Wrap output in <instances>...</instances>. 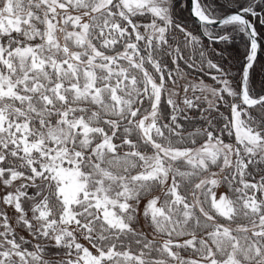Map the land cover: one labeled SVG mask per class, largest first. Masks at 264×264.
Returning <instances> with one entry per match:
<instances>
[{
	"label": "snow or ice",
	"instance_id": "snow-or-ice-1",
	"mask_svg": "<svg viewBox=\"0 0 264 264\" xmlns=\"http://www.w3.org/2000/svg\"><path fill=\"white\" fill-rule=\"evenodd\" d=\"M262 51L264 0H0V264H264Z\"/></svg>",
	"mask_w": 264,
	"mask_h": 264
},
{
	"label": "trees",
	"instance_id": "trees-1",
	"mask_svg": "<svg viewBox=\"0 0 264 264\" xmlns=\"http://www.w3.org/2000/svg\"><path fill=\"white\" fill-rule=\"evenodd\" d=\"M222 2V0H221ZM182 17L184 18V21L188 29L190 31L196 32L197 31V25L196 22L192 20V18L189 15V12L187 10L182 12ZM218 49H224L225 46L218 45ZM191 51V50H189ZM244 53V42L238 37L235 41L233 46L227 47L225 50H223L222 55L224 56V63L225 65L231 63L232 65H237V62H242V54ZM193 57L196 58V54H193ZM218 59V58H217ZM264 51L258 53V63L256 64V73H255V87L256 89H259L262 84H264ZM232 71H236V67L232 68ZM206 79H209L208 77H204Z\"/></svg>",
	"mask_w": 264,
	"mask_h": 264
},
{
	"label": "bare ground",
	"instance_id": "bare-ground-1",
	"mask_svg": "<svg viewBox=\"0 0 264 264\" xmlns=\"http://www.w3.org/2000/svg\"><path fill=\"white\" fill-rule=\"evenodd\" d=\"M192 20H193V21H195L193 18H192ZM203 78H204V77H203ZM205 80L210 82V80H209V79H205Z\"/></svg>",
	"mask_w": 264,
	"mask_h": 264
},
{
	"label": "rangeland",
	"instance_id": "rangeland-1",
	"mask_svg": "<svg viewBox=\"0 0 264 264\" xmlns=\"http://www.w3.org/2000/svg\"><path fill=\"white\" fill-rule=\"evenodd\" d=\"M204 79H206V78H204ZM210 80V79H209ZM206 81V80H205ZM207 83H212V81L210 80V82L209 81H206Z\"/></svg>",
	"mask_w": 264,
	"mask_h": 264
},
{
	"label": "water",
	"instance_id": "water-1",
	"mask_svg": "<svg viewBox=\"0 0 264 264\" xmlns=\"http://www.w3.org/2000/svg\"><path fill=\"white\" fill-rule=\"evenodd\" d=\"M194 19V18H193ZM195 20V19H194Z\"/></svg>",
	"mask_w": 264,
	"mask_h": 264
}]
</instances>
